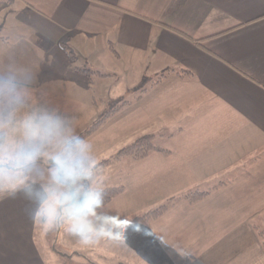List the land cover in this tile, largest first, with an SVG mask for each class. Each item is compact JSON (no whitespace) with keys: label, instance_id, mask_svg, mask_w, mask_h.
<instances>
[{"label":"crops","instance_id":"obj_1","mask_svg":"<svg viewBox=\"0 0 264 264\" xmlns=\"http://www.w3.org/2000/svg\"><path fill=\"white\" fill-rule=\"evenodd\" d=\"M5 26L36 40L13 48L7 32L0 63L12 57L31 65L36 96L79 129L98 105L92 74L77 68L136 85L129 102L86 137L105 158L125 136L143 134L165 152L123 156L124 188L105 211L136 214L169 196L209 190L135 224L150 235L127 233L119 255L96 246L95 256H123L126 264H264V0H0V35ZM82 45L103 68L89 67V57L73 65ZM44 241L22 195L0 200V264H48Z\"/></svg>","mask_w":264,"mask_h":264},{"label":"clouds","instance_id":"obj_2","mask_svg":"<svg viewBox=\"0 0 264 264\" xmlns=\"http://www.w3.org/2000/svg\"><path fill=\"white\" fill-rule=\"evenodd\" d=\"M31 65L0 63V200L22 195L44 233L62 231L78 245L119 247L128 221L104 210L108 175L77 120L38 98ZM132 231L150 233L139 225Z\"/></svg>","mask_w":264,"mask_h":264},{"label":"rangeland","instance_id":"obj_3","mask_svg":"<svg viewBox=\"0 0 264 264\" xmlns=\"http://www.w3.org/2000/svg\"><path fill=\"white\" fill-rule=\"evenodd\" d=\"M7 27L8 26H5L2 28L1 35H0V37H2V38H0V39L1 40L4 39L6 37L5 34L7 32H9L11 34L9 36V39H10L9 46L10 47L14 48V46L16 44H20L21 42H24V41L34 42L36 40V38L34 36L30 35V33L28 32L27 29L23 30L21 27L8 29ZM90 50H92V48L85 46V45H82L80 47V50H78L79 53L77 52V56H74V59L72 61L73 65H79L80 66V64H82L81 63L82 62L81 57H87V58L89 57L88 60H90L89 62H91L90 63L91 65H89V67H91L93 69H97L98 68L97 66H99L97 62H100V59H99L97 53L90 52ZM85 54H87V56H84ZM99 67L103 68L102 66H99ZM101 70H103V69H101ZM129 81H130L129 78H127V80H126L125 77L120 78L116 74H111L110 77H97V76H94V74H92L91 88H92V90H93V92L97 98V105L99 107V110L96 111V109L98 107L96 109H94L93 113L89 117V122L86 125L80 127L79 133H82L93 122H95L97 119H99L102 116V115L99 116L102 111L110 108L115 103H117L119 100L132 98V95L135 92L134 89H135L136 85L128 84ZM135 93H137V92H135ZM86 118H88V116H86ZM106 133H111V131H106ZM114 135H116V134H113L112 136H114ZM134 140H135V138L130 139L128 136H125L124 139L120 140V142L117 144L118 147L114 149V151L111 153L112 155L111 156L109 155L107 157V159L111 158L120 149H122L126 145L132 143ZM97 154H99V153H97ZM123 156L132 157L131 155H128V154H121L117 158H114L109 162L102 163V161L106 158L99 156L100 161L105 166V169H106V172L108 175V180L106 182V186H121L122 187L121 190L116 195H118L124 188L123 182L120 180V175L118 173V169L120 168V166H122L121 163L124 161V159L120 160ZM116 195H114L112 198H114ZM170 197L171 196L167 197V199L164 202H161V203L155 205L154 207L148 208V209L144 210L143 212H138L135 214L134 211H125V212H123V215L120 217L122 219H125L128 221V220H131L136 216L138 217L141 214H143L144 212L151 210V209H154L155 207H157L161 204H164V203H169L168 207L166 208V210H167L174 203V201L181 198L178 196H173L174 198L175 197L176 198L172 199V201H170ZM114 209H115V207H113L111 209L110 213H113ZM123 209H127V208L125 206H123ZM166 210H164L163 212H165ZM161 214H159L158 216H160ZM157 217H154L151 219L150 218L145 219L143 221H150V220H153ZM139 222H142V221H135V222L130 221L129 224L121 226V228L119 230L120 235H121L120 238L122 239L124 237V239H125V236L127 235V233H130V238L136 239L137 234L133 233L132 229L134 227H136L135 224H137ZM44 237H45V241L42 244L45 248L46 254L48 255V259H47L48 264H95L94 262H96L98 264H121V263L126 264L128 262L126 260V257H123V256H118V257H120V259L118 261H114V260L110 261L111 257H108L107 259H100L93 254V253H95V251L92 248H86L85 249L86 251L78 252L77 251L78 246H75L76 244L73 242V239L71 237H69L67 239L69 241L64 240V238L62 239L60 231L44 233ZM98 246L104 247L103 250L109 249V247H110V246H107L103 243L98 245ZM123 248H124V246L121 248H120V246L119 247H113L112 249H113V251H115L114 252L116 254L115 256L119 255L118 253H120V250H123ZM96 251H97V249H96ZM83 256H87V258L90 256L91 258H89L87 260V259H84Z\"/></svg>","mask_w":264,"mask_h":264},{"label":"trees","instance_id":"obj_4","mask_svg":"<svg viewBox=\"0 0 264 264\" xmlns=\"http://www.w3.org/2000/svg\"><path fill=\"white\" fill-rule=\"evenodd\" d=\"M195 40H200V38H195ZM68 55L70 56V53L67 51ZM79 72L86 75L88 78H90L91 74L96 73L97 71H93L88 67H82L77 68ZM165 73L161 74L159 77L163 76ZM158 77V78H159ZM143 85V84H142ZM142 85L138 88H142ZM142 90H145L142 88ZM93 96V95H92ZM96 99L94 96L92 97V103H95ZM129 101L127 100H119L116 104L111 106L110 108L104 110L101 112L99 116H101L99 119H97L95 122H93L87 129H85L82 133H80L82 136H88L91 132H93L97 127L100 126V124L108 118L110 115L114 114L117 110L122 108L126 103ZM150 150H157L161 152H165V149L162 147H159L157 144H155L153 140V135L151 134H143L137 137L132 143L126 145L124 148L120 149L115 155H113L109 159H104L102 163L109 162L114 158H117L121 154H128L131 155L134 159H140L143 156H145ZM121 186H106L104 197H105V204L114 196L116 195L120 190ZM209 192V190H194L187 193H184L178 197L184 198L190 202L196 201L206 195ZM176 198V197H175ZM173 196L170 197V201L172 199H175ZM169 203L161 204L154 209L148 210L141 214L140 216H136L131 220H128V224L130 221H143L145 219H151L154 217H157L159 214H161L166 208L168 207Z\"/></svg>","mask_w":264,"mask_h":264}]
</instances>
